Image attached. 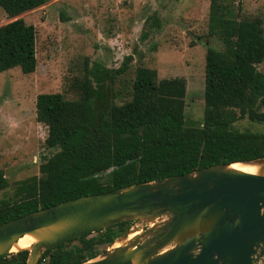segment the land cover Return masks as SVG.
Listing matches in <instances>:
<instances>
[{
  "label": "trees",
  "instance_id": "trees-1",
  "mask_svg": "<svg viewBox=\"0 0 264 264\" xmlns=\"http://www.w3.org/2000/svg\"><path fill=\"white\" fill-rule=\"evenodd\" d=\"M47 1L0 0V8L14 17ZM147 34L143 31L141 38ZM206 36L215 37L220 48H205L203 109L197 124L184 122V79L157 78L154 69L142 65L134 68L128 98L115 101L120 91L110 83L126 70L130 54L115 69L98 62L84 69L69 84L75 98L61 92L36 94L35 120L46 127L44 146L55 151L39 162L37 175L16 184L14 199L0 200V223L81 195L264 157V132L233 126L241 118L264 123V73L256 67L264 60L261 19L237 18L220 0H209ZM34 40V27L21 17L1 24L0 72L12 67L22 74L33 72ZM5 186L0 170V190ZM127 224L56 245L36 264L91 259ZM26 255V250L9 253L0 257V264H24Z\"/></svg>",
  "mask_w": 264,
  "mask_h": 264
},
{
  "label": "rangeland",
  "instance_id": "rangeland-1",
  "mask_svg": "<svg viewBox=\"0 0 264 264\" xmlns=\"http://www.w3.org/2000/svg\"><path fill=\"white\" fill-rule=\"evenodd\" d=\"M220 1L237 18L259 17L264 27V0ZM208 3L209 0H48L14 17H8L0 8V25L21 17L34 27L36 60L31 73L22 74L17 67L0 72V170L6 179L0 200L14 199L16 184L37 175L39 162L55 151L44 146L46 127L35 120L36 94L61 92L65 98H75L71 80L81 77L94 62L115 69L125 55L132 56L126 70L116 74L110 83L113 91H120L115 101L128 98L138 65L154 69L157 78L182 77L184 122L199 123L205 48H220L215 37L206 36ZM153 20L156 26L150 25ZM143 31L148 32L145 38H141ZM256 67L264 73V60ZM233 126L264 132V123L245 118ZM145 226L140 220L128 221L113 240H120L129 228L141 231Z\"/></svg>",
  "mask_w": 264,
  "mask_h": 264
},
{
  "label": "water",
  "instance_id": "water-1",
  "mask_svg": "<svg viewBox=\"0 0 264 264\" xmlns=\"http://www.w3.org/2000/svg\"><path fill=\"white\" fill-rule=\"evenodd\" d=\"M238 162V161H237ZM233 163V162H232ZM256 173L212 164L188 173L81 195L0 223V257L26 250L24 264L68 240L123 221L129 228L76 264H264V157L240 162ZM23 235L34 241L15 252Z\"/></svg>",
  "mask_w": 264,
  "mask_h": 264
},
{
  "label": "bare ground",
  "instance_id": "bare-ground-1",
  "mask_svg": "<svg viewBox=\"0 0 264 264\" xmlns=\"http://www.w3.org/2000/svg\"><path fill=\"white\" fill-rule=\"evenodd\" d=\"M230 167L237 169V170L244 171V172H248V173H256L257 172V166L253 165V164L233 162L230 164ZM136 233H138V231L130 232L127 235L125 240L129 239L130 237H132ZM33 241H34V239L30 235H23L17 239V241L11 247L10 251L15 252L16 250H18L20 248H27ZM119 244H120L119 242L115 241V242H113L111 247H115Z\"/></svg>",
  "mask_w": 264,
  "mask_h": 264
}]
</instances>
